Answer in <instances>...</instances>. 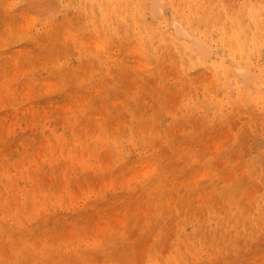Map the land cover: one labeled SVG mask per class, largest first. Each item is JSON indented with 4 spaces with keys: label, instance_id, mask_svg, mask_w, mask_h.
Listing matches in <instances>:
<instances>
[{
    "label": "rangeland",
    "instance_id": "374dc122",
    "mask_svg": "<svg viewBox=\"0 0 264 264\" xmlns=\"http://www.w3.org/2000/svg\"><path fill=\"white\" fill-rule=\"evenodd\" d=\"M18 1L8 3V7L13 8L11 13L0 15V40L4 39L0 41V53L7 54L6 62L0 63V172L6 166L14 171L16 163L18 168H23L34 160L38 165V175L34 178L27 174L18 175L12 193H5V188L0 185V264H151L152 254H157L165 264L174 253L175 230L178 219L182 218L177 215L178 203L190 216L197 217L195 219L206 224L213 221L217 231L223 234L220 236L223 243L217 247L219 252H214L211 242L203 247L201 255L205 264H212L213 258L229 264H264V217L258 226L244 224L226 231L225 224H220V221L217 224L214 218L210 220L208 208L203 206L206 198L198 189L195 193L190 189L180 191L181 186H189L194 180V172L204 169L203 162L207 160L208 163L209 158H214L215 165L225 169L228 176L237 174L243 182H247L251 175L249 180L255 181L251 200L256 202V197L264 191L263 183L258 181L259 174L264 171V126L261 119L251 121L249 116L235 114L232 108H227L228 120L212 112L204 123V111L182 114L174 120L168 116L181 102L183 88L187 87V100L192 103L200 101L196 93L190 94L192 91H189L183 77L177 75L176 69L182 67L181 63H176V66L166 63L164 66L166 78L162 86L165 87V96L162 99L159 95L160 75L148 70L154 64H149L135 53L121 60V47L117 45L105 52L107 59L103 64L95 60L83 65L74 49L76 42L70 41L68 46H64L61 40H52L51 30L55 22L62 36L68 28L70 33L82 35L83 40L90 35L84 15L75 7H68L66 1L65 8L57 6L55 0ZM46 3L50 4V8ZM54 5L56 13L51 8ZM167 5L170 6L169 11L159 20L165 21L168 27L172 25L169 30L175 33L173 20L179 18L185 22V19L173 11L170 0H167ZM48 9H52L51 12ZM220 9V6L217 7V10ZM40 10L45 11V18ZM30 12L32 17L42 15L38 20L32 18L31 30L24 25L31 20V16L28 17ZM23 14L28 16L24 15V18ZM76 22H81L82 28ZM5 24L7 28H4ZM71 26L75 27V31ZM122 36L126 37L125 34ZM66 56L67 78L63 81L58 71L61 69L60 61ZM137 58L146 62L140 63ZM100 67L102 70L94 76ZM116 71L123 74V80L118 83L114 76ZM91 102L94 104L91 105ZM165 103L167 105L163 110ZM84 108L89 110V114H84ZM19 110L26 111L20 119ZM42 117L44 127H53L61 133L67 126L69 133L52 144L48 133L42 131ZM134 119L136 136L133 138L129 133ZM102 130L107 132L111 142L106 149L104 144L95 145L93 139ZM162 130L170 132V140H178H165L161 137ZM228 134H232L230 138ZM119 136L122 147H126L122 151L112 143ZM78 138L86 142H77L76 146ZM63 142L67 151L75 148L78 155L69 164L62 158ZM51 147L54 159L48 154ZM184 149L189 150L187 154ZM93 151L95 153L92 154ZM82 157L89 158L88 165L82 163ZM244 158L245 161H242ZM123 161H136L135 169H124ZM156 161L159 165L163 164L168 173L177 175L175 180L164 179L156 186V189L168 190L164 205L160 201H150L145 190L136 186V180L132 178L139 172L142 174ZM249 161L255 167L248 166ZM141 174L140 178H143ZM24 188L27 190L23 191ZM1 199L8 200V203L4 204ZM211 199L216 206L220 205V200L214 196ZM59 201L61 204H58ZM39 202H44L45 208L38 216L40 220H45L48 209L58 214L59 218L35 228L33 215ZM222 214L225 215V212ZM18 216L26 229L23 232L15 227ZM166 221L168 234L161 238L156 250L157 233ZM111 233L119 241L100 247L99 242ZM182 251V256L178 258L181 264L197 263L198 256L194 252L185 248Z\"/></svg>",
    "mask_w": 264,
    "mask_h": 264
},
{
    "label": "bare ground",
    "instance_id": "6f19581e",
    "mask_svg": "<svg viewBox=\"0 0 264 264\" xmlns=\"http://www.w3.org/2000/svg\"><path fill=\"white\" fill-rule=\"evenodd\" d=\"M55 1V4H57V6L59 7H64L65 1L68 7H75L82 14V16L84 15L83 17L86 21L85 25L91 30L90 35H86L87 38H85V40H83L84 38L80 34L70 33L69 28V30L67 29L65 31L63 36L60 35V32L57 31L59 27L56 22L54 23V27L51 30L52 40H55L56 42L61 40L64 46H68L67 43H69L70 41L76 42L77 46L74 49L76 52H78L80 58L82 59L83 65L95 60H99L100 63L103 64L107 59L105 58V52L112 50V48L118 45L121 47V54L119 55L121 60H125L128 54L135 53L136 56H140L143 59H146L149 64H154V66H150L148 70L152 74L160 75L161 79L159 82V95L163 99L165 96V87L162 86V82L166 78L164 66L166 65V63H173L175 66L176 63L182 64L181 68L177 67L176 69L177 75L181 78L183 77L182 80H185L189 91H192L190 94L196 93L198 95V98H200V101H194L192 103L190 99L187 100V87H185L182 89V94L184 96L181 102L178 106L176 104V107L172 110L171 114L168 117L174 120H178L177 118L182 114H198L204 111L206 113V117H204L206 118V120H204V123L208 121L207 117L212 112L214 114L216 113L220 116L226 117V120H228L230 119V115H227L225 111L227 108H232V111L235 114H245V116L247 115L250 117L251 121L260 118L264 126V1L170 0V5L173 11L178 14L181 19H185V22L188 23L186 24L184 21L181 22L179 18L174 19L173 24L175 26L173 25V27H175V33H172L169 30L172 25L168 27V24H164L165 21L159 20V18L161 16H164L170 9V6L167 5V0ZM15 2L19 1L0 0V15H2L3 13H11V11H13V8L11 9L10 7H8V3L14 4ZM47 3L49 2L47 1ZM47 6V8H50V4H48ZM219 6L222 9L217 10V7ZM40 8L43 9L45 7L43 6V8ZM51 8L54 10L55 5L51 6ZM49 10L50 9H48L47 11ZM40 11L41 13L42 11L44 13L46 9L45 11ZM30 14L31 12L29 13V16L23 14V17L25 18V16H28L30 18V16L32 15ZM48 14L50 13L48 12ZM32 16L31 20L32 18L34 19V17L38 20L42 15L38 14L37 17L36 15H34V17ZM29 18L27 19L26 17L27 20H29ZM31 20H29L30 22H27V24L29 23L28 25L24 24L26 22H23L26 29L31 30L35 19L32 21ZM79 23L81 24V22ZM79 23L77 24L80 25ZM26 25L28 26V28ZM78 25L75 26L74 23L75 27H78L79 29L80 27L82 28L81 25L80 27ZM5 27L7 28V25L4 26V28ZM75 27L73 28V30L75 29ZM4 30L5 29H3V31ZM122 34H125L126 37H123ZM2 41H4V39ZM68 50L70 51V49ZM6 58V52H1L0 63L4 64L6 62ZM67 58L68 56L63 58V61H60L61 69L58 71L61 74V80L63 81H65L67 78L65 73V69L68 63ZM133 59L135 58L133 57ZM138 60L140 61V59ZM146 61H140V63ZM143 65L144 64H142V66ZM101 70L102 67L98 69L94 76L97 75ZM122 75L123 74H121L120 71L115 72L114 76L116 78V83L123 80ZM106 85H108V83ZM199 91L202 92V96L199 95ZM111 93L112 90L108 92L109 95H111ZM160 102H162V100H160ZM231 103L234 104L232 105ZM235 103L237 104L235 105ZM93 104L94 102H91V105ZM166 105V103L163 105V110L165 109ZM83 112L85 115L89 114V110L87 108H84ZM25 113V110H19L18 119H20ZM169 113L170 111L166 112V114ZM135 119L132 121V130L129 133L133 138L136 136V131L134 129V123L136 122ZM43 121L44 117H42L40 121L42 131H46L48 133L52 144H55L57 141H59V139H64L70 131V128L67 126L63 127L61 133L57 132V130L53 127L48 126L46 128L44 127ZM99 124L98 125L101 127V121ZM228 135L230 138L232 134ZM228 135L226 137H228ZM169 136L170 132L168 130H162L161 137L165 138V140L168 139L169 142H175L176 140H178V138H173L172 140H170ZM93 139L95 145H97L98 143L99 146L100 144L103 146L104 144L105 149L111 145L109 135L104 130H102L100 134L95 135ZM26 141L28 142V140H25V143ZM77 142L85 143L86 140L83 141L78 138L75 144L76 146L78 145ZM112 143H114L115 146L119 147L121 151L125 147H122L121 145V136L116 137ZM29 144L30 143L28 142V145ZM62 148V158H64V160L68 164L78 156L75 148L67 151V147L64 142L62 144ZM216 148L217 146L215 147V149ZM29 149H31V147ZM185 149L184 153L187 151H185ZM218 149L219 151H221L220 148ZM86 152H84V154H86ZM93 153H95V151H93L92 154ZM262 153H264L263 150ZM48 154H50L51 158L54 159L53 147L48 150ZM120 155H122V152ZM112 157L115 158V156ZM244 157L246 158V156ZM245 158L242 161H245ZM88 160L89 158H81V161L84 165L89 164ZM206 162L207 160L202 163V168L204 169L201 168L202 170L194 172L196 178L195 175L194 178L192 177L194 180L191 182V184L189 186H181L180 191L190 189L192 193H195L198 189V191L201 192L206 198L203 206L208 208L210 220L214 218V220L217 221V224H219V221L220 224H225L226 231H228L231 227L234 228L236 226L244 224H251V227L258 226L260 224V219H263L264 217V191L256 197L257 201L255 202L254 199L251 200V197H253V189L255 188L254 179L249 180L251 178V175L250 178H248L249 181L247 180V182H243V180H241L237 176V174H230L228 176L225 169H223L219 165H215L214 158H209V162ZM135 164L136 161H123L124 169L129 167L134 170ZM149 164L150 163L146 165ZM250 165L252 167H255L252 162H250L248 166ZM37 166L38 165L34 160H32L30 165H24L23 168H18L19 165L16 163V169L14 171L10 166H6L0 172V185L5 188V193L14 192V185L16 179L18 178V175L27 174L31 178L36 177V175H38ZM95 166H97V164H95ZM242 168L245 169V167ZM243 169L241 170L242 172L244 171ZM139 174H141V172H139ZM139 174L137 173L134 175V177H132L136 180V186H141L142 189L145 190V192L149 196L150 201H160L164 205L168 195V190L165 188L156 189V186L160 185V183L158 182L164 179V181L175 180L174 178L177 175H175V173H168L166 167L163 164L159 165L157 161L150 164V166L144 172H142L141 175L143 176V178H140ZM259 175L261 176L258 178V181L262 182V185L264 186V171H261ZM183 178L188 180L186 177ZM176 180H178V178H176ZM181 185H184V183H182ZM26 190L27 188L23 189V191ZM255 192H257V190H255ZM211 196H214L218 201L220 200L219 206L215 205V201L211 199ZM5 197L8 196L6 195ZM136 199H138V197ZM2 202H4V204H7L8 200L3 199ZM70 203L72 202L70 201ZM58 204H61V201H59ZM221 205L223 209L221 208ZM256 207L257 209L255 211H252ZM44 209V202H39L34 211L35 214L33 215L36 221L35 228L48 225L52 223V221H56L59 218L58 214L48 209L46 212L47 217L45 218V220H40V217L38 216L41 212L44 211ZM177 210V215L182 218L178 219V227L175 230L176 235L174 239L175 241L173 243L174 253L170 257L169 262L165 264H181L178 258L182 256V249L184 248L190 252H194L198 256V261L196 264H205V261L203 260L201 255L203 247L207 245V242H211L214 252H219L217 251V247L220 246V236H223L222 232L220 230L217 231L213 221H209V224H206L201 220L195 219L197 217H193L192 215L190 216L180 206V203H178L177 205ZM223 212H225V215L222 214ZM253 215H255V219H257L258 222L255 221ZM167 226L168 221H166L164 227L157 233L156 237L158 242L156 243V250L159 242L161 241V238L168 234L169 229H167ZM15 227L19 230H22V232L26 230L24 228L23 221H21L20 219V216L15 219ZM118 241L119 238L114 233H111L106 239H103L99 242V246L105 247L111 244H116ZM24 243H26V245L29 244L27 240H25ZM262 247H264V245ZM151 264L163 263L161 262L157 254H152ZM212 264L229 263L222 262L219 259L217 260L213 258Z\"/></svg>",
    "mask_w": 264,
    "mask_h": 264
}]
</instances>
